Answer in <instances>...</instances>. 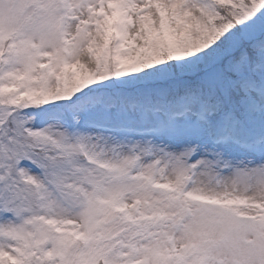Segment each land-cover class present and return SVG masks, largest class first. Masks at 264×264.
<instances>
[{
  "label": "snow or ice",
  "instance_id": "1",
  "mask_svg": "<svg viewBox=\"0 0 264 264\" xmlns=\"http://www.w3.org/2000/svg\"><path fill=\"white\" fill-rule=\"evenodd\" d=\"M0 264H264V0H0Z\"/></svg>",
  "mask_w": 264,
  "mask_h": 264
}]
</instances>
